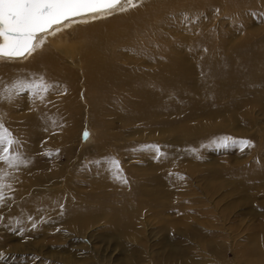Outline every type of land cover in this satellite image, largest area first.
I'll return each mask as SVG.
<instances>
[{
    "label": "bare ground",
    "instance_id": "1",
    "mask_svg": "<svg viewBox=\"0 0 264 264\" xmlns=\"http://www.w3.org/2000/svg\"><path fill=\"white\" fill-rule=\"evenodd\" d=\"M133 3L54 27L30 56L0 57V123L19 157L0 160V211L55 212L75 232L95 221L128 225L177 192L184 157L225 138L258 142L262 159L229 179L264 195V126L250 116L251 107L264 115V0ZM41 79L47 92L16 90ZM76 151L94 160L75 167L80 188L65 169ZM112 159L127 183L114 177ZM69 188L86 190L81 205L61 202ZM262 249L264 235L254 251Z\"/></svg>",
    "mask_w": 264,
    "mask_h": 264
},
{
    "label": "rangeland",
    "instance_id": "2",
    "mask_svg": "<svg viewBox=\"0 0 264 264\" xmlns=\"http://www.w3.org/2000/svg\"><path fill=\"white\" fill-rule=\"evenodd\" d=\"M250 109L251 118L264 126V115L257 107ZM86 133L84 144L89 142ZM230 144L210 142L184 157L177 192L128 225L95 221L75 232L55 212L23 218L16 209L1 210L0 264H264V249L254 251L264 235V195L256 186L246 190L229 179L262 159L258 142L246 147ZM93 161L80 160L76 151L65 168L72 184L80 188L79 181L85 180L73 173L75 167ZM215 168H225L226 173L214 178ZM84 189L69 188L58 193L59 198L67 206L81 205ZM8 214L11 219L4 220Z\"/></svg>",
    "mask_w": 264,
    "mask_h": 264
},
{
    "label": "snow or ice",
    "instance_id": "3",
    "mask_svg": "<svg viewBox=\"0 0 264 264\" xmlns=\"http://www.w3.org/2000/svg\"><path fill=\"white\" fill-rule=\"evenodd\" d=\"M135 6L133 0H0V57L24 58L32 55L44 43V39L38 37L45 33L54 35V27L59 31L60 28L56 26L66 21L69 24L76 23L78 21L75 18L89 15L93 19L104 18ZM15 87L17 91L31 89L36 94L48 90V85L42 79L39 83L17 82ZM7 98L11 99V96ZM229 140L230 138H225L220 146L227 147ZM231 142L239 143L243 147L251 146L250 141ZM15 143L8 129L0 123V160L10 166L19 160L18 156L9 155ZM155 151L158 152L159 148L156 147ZM110 164L114 177L127 183L122 176L120 162L112 159Z\"/></svg>",
    "mask_w": 264,
    "mask_h": 264
}]
</instances>
